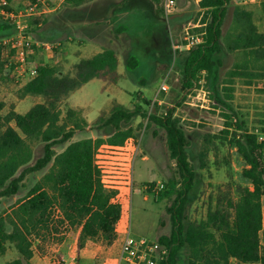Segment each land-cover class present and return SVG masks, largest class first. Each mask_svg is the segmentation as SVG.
<instances>
[{
	"label": "trees",
	"instance_id": "16d2710c",
	"mask_svg": "<svg viewBox=\"0 0 264 264\" xmlns=\"http://www.w3.org/2000/svg\"><path fill=\"white\" fill-rule=\"evenodd\" d=\"M92 0H69L81 5ZM127 1V0H122ZM157 11L163 15V0H153ZM232 0H201L203 42L188 51H179L181 90L187 95L204 80L213 90L219 91V70L223 66L222 41L228 51L242 52L243 62L228 73L224 85V100L233 99L235 78L249 84L264 80V33L253 22V12L236 7L233 26L224 35V25ZM264 14V0L260 3ZM39 24V19L33 21ZM190 18H184L188 24ZM11 23L0 17V76L8 68L2 57V40L14 34ZM119 56L112 49H104L91 59L77 65L71 76L60 81L67 91L85 85L94 79L108 83L118 81ZM139 60L131 56L130 69L139 66ZM37 77L23 85L18 98L28 96L52 98L57 70L45 64L36 65ZM205 74V77L203 75ZM14 78V77H13ZM15 79V78H14ZM60 84V85H61ZM230 87V88H229ZM232 87V88H231ZM58 87L55 101L63 95ZM55 102L36 104L26 113L14 109L2 115L0 104V200L14 197L23 186L26 176L50 168L33 186L25 198L20 199L6 216L0 217V256L6 252V243L14 244L20 258L8 264H30L34 255L32 237L42 242L62 240L72 231L80 232L79 248L88 240L111 246L117 240L116 225L122 216V208L113 199L116 192L106 190L100 172L94 163L97 149L105 144L121 145L134 137V130L127 125L139 116L147 120L146 127L156 126L166 133L170 159L175 162V176L164 187L171 204L167 213L171 221V233L158 242L166 247L169 256L165 264H264L261 232L264 225V141H259L255 131L238 117L234 124H227L216 138L234 146L245 162L242 176L251 184L241 188L235 202L219 204L210 210L205 219L195 222L188 216L190 204L198 197L201 178L190 158V140L176 116V108L159 112H144L141 105L133 110L115 104L109 114L97 120L103 128L113 131L107 138H86L70 142L77 129L61 123V112ZM264 133V120L261 121ZM44 144V155L34 165L33 145ZM70 142L57 153L56 145ZM206 152L199 153L200 168L205 169ZM152 188L153 185H150ZM55 208L61 216L55 219ZM6 223L13 227L6 231ZM62 233L61 237L57 236ZM60 237V238H57Z\"/></svg>",
	"mask_w": 264,
	"mask_h": 264
},
{
	"label": "rangeland",
	"instance_id": "374dc122",
	"mask_svg": "<svg viewBox=\"0 0 264 264\" xmlns=\"http://www.w3.org/2000/svg\"><path fill=\"white\" fill-rule=\"evenodd\" d=\"M12 6L11 0H9ZM26 2V0H25ZM27 3V2H26ZM25 3V5H26ZM60 0H46L48 12L41 16L39 24L32 20V55L30 64L36 67L45 64L57 70L53 87L54 96L32 97L23 100L18 98L22 87L12 76L11 69L6 68L0 76V104H4L2 115L11 109L23 114L36 104H57L61 112V123L68 128L79 129L70 142L86 138H107L113 131L103 128L97 122L102 114H109L115 104L134 109L141 105L144 112H164L175 107L176 116L181 127L190 140V158L201 178L198 197L188 209V216L192 221L199 222L206 218L210 210L227 205L228 201L235 202L241 188L250 187L251 184L243 176L245 162L234 146L216 138L227 128V124L235 125L238 117L250 130L258 135L261 132L264 120V80H254L251 84L245 79L235 78L233 99L224 100V82L228 73L237 64L243 62L242 52H230L222 41L223 66L219 70V91L207 85L204 78L199 87L189 94L181 90L180 67L178 66L179 51L177 48L186 44L187 23L182 20L189 17L192 25H198L202 19V11L196 0H178L177 8L172 16L167 18L157 11L153 0H122L109 1L108 21L112 19L114 26L101 35L103 46L113 49L119 56V73L116 83H108L94 79L89 83L67 91L60 81L71 76L77 65L90 58L83 57L78 48L71 30L73 40L64 41L59 33L60 16L64 12L59 6ZM261 0H232L229 14L224 25V35L233 26L234 10L236 7L253 12V22L260 32L264 33V14L260 6ZM127 7L122 12L123 7ZM62 7H64L62 5ZM12 10H14L12 8ZM115 10L114 18L111 12ZM164 11V10H163ZM123 14V19L122 16ZM127 21V22H126ZM126 22V30H118L119 25ZM99 28H103L100 26ZM200 33L201 28L190 30ZM43 44H49V48ZM4 47H2L3 57ZM131 56L136 57L140 64L136 69H130L127 62ZM3 60L4 57H3ZM205 77V74L203 75ZM61 84V85H60ZM167 84L169 90L163 91L162 86ZM62 91L61 99L55 101V92ZM231 87V88H232ZM230 88V87H229ZM206 92V96L204 94ZM147 120L143 115L135 117L127 126L134 130V139L140 151L135 164L134 191L130 194L127 203L130 209L131 232L135 238H149L158 241L163 235L171 233L170 216L167 207L171 204L165 189L156 192V184L166 186L175 176L176 167L169 157L166 143V133L156 126L146 127ZM70 142L56 145L54 149L61 153ZM34 160L31 165L44 155V144L36 142L33 145ZM205 151V169L200 168L199 153ZM47 168L26 176L20 192L14 197L0 200V217L6 214L19 199L25 198L33 186L47 173ZM150 185H153L151 188ZM15 198L16 201H15ZM127 217V216H126ZM6 231L12 232L11 224L6 223ZM124 226H121L123 230ZM33 245L36 239L31 238ZM261 245L264 251V227L261 232ZM20 258L14 244L6 243V252L0 256V264H8ZM183 264V263H182ZM231 264H237L236 260Z\"/></svg>",
	"mask_w": 264,
	"mask_h": 264
},
{
	"label": "built area",
	"instance_id": "2783aa9c",
	"mask_svg": "<svg viewBox=\"0 0 264 264\" xmlns=\"http://www.w3.org/2000/svg\"><path fill=\"white\" fill-rule=\"evenodd\" d=\"M197 2L199 0H196ZM178 0H163L162 6L165 16H172L177 8ZM46 0H28L24 8L15 11L9 0H0V17L9 21L14 27V34L2 40L4 47L3 57L8 62L11 74L15 80L25 85L35 79L38 75L36 67L30 66V56L34 45L32 39V20L40 19L42 15L48 12ZM202 27L192 25L189 22L186 31V44L177 46L182 51H188L191 48L203 42L204 32L192 33V28ZM50 49L49 44H43ZM163 91L167 92L169 86L164 84ZM206 96V92H204ZM259 141H264V136H259ZM140 147L137 141L131 137L121 145H112L105 143L101 145L94 158L96 168L100 172V179L103 187L108 191L116 192L113 199L115 204L121 206L124 212V228L122 230V242L117 264H165L168 259L169 251L158 241L149 238H135L131 232L130 209L127 203L130 194L134 191L135 164L139 155ZM163 184H156V192L163 191ZM61 216L58 208H55V219ZM127 216V217H126ZM122 217V216H121ZM121 220V219H120ZM119 221L116 230L120 227ZM264 227V225H263ZM55 263L62 264L63 260L55 256Z\"/></svg>",
	"mask_w": 264,
	"mask_h": 264
},
{
	"label": "crops",
	"instance_id": "0c3cea01",
	"mask_svg": "<svg viewBox=\"0 0 264 264\" xmlns=\"http://www.w3.org/2000/svg\"><path fill=\"white\" fill-rule=\"evenodd\" d=\"M109 1L112 0H92L81 5H73L69 0H60L59 6L64 8V12L60 16V36L64 41L73 40L71 33L73 27V34L76 41L79 42L78 48L82 51L83 57L91 59L104 49H110L103 46V43H101V35L108 32L109 27L114 26L112 19L108 21L110 16ZM127 1L123 2L126 3ZM11 2L12 8L18 11L24 8L28 0H26V2L25 0H11ZM200 2L201 0L198 2L196 1L197 5H199ZM62 5L64 7H62ZM122 9V12H125L127 7L124 6ZM111 14L114 18L115 10L111 12ZM120 16L123 17V14ZM123 19H125V17H123ZM126 22L121 24V26L119 25L118 30H126ZM100 26H103V28H99ZM16 199L17 198H15V201ZM124 215L122 211V222H120V227L117 230V240L111 246H107L102 242L88 240L84 247L80 249L79 237L81 231L79 230L76 233L69 231L64 235L63 239L59 241L47 240L42 242L36 240L33 246L34 255L30 260V264H56L55 256L63 260L62 264H117L122 242L121 226L125 224L123 219L125 217ZM61 234L62 233L57 236L61 237Z\"/></svg>",
	"mask_w": 264,
	"mask_h": 264
}]
</instances>
